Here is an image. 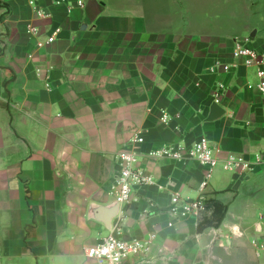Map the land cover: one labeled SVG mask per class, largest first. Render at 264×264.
<instances>
[{
    "label": "crops",
    "instance_id": "0c3cea01",
    "mask_svg": "<svg viewBox=\"0 0 264 264\" xmlns=\"http://www.w3.org/2000/svg\"><path fill=\"white\" fill-rule=\"evenodd\" d=\"M55 1L35 0L47 12L38 18L30 0H0L1 264H96L85 248L116 225L126 239L157 233L148 256L123 264H227L221 249L232 257L228 264H264L251 244L264 239V215L225 222L236 202L231 187L244 176L147 156L201 136L221 158L264 156V96L255 69L232 56L234 39L264 50V37L223 29L215 8L229 0ZM29 22L37 35L26 32ZM216 60L230 69L210 71ZM217 89L223 114L209 121ZM162 110L171 124L161 123ZM138 131V165L154 183L135 188L123 218L117 211L107 227L116 155ZM250 174L264 175V164ZM173 193L227 204L221 225L198 233L196 217L173 220ZM243 237L250 256L231 255L243 249Z\"/></svg>",
    "mask_w": 264,
    "mask_h": 264
},
{
    "label": "built area",
    "instance_id": "2783aa9c",
    "mask_svg": "<svg viewBox=\"0 0 264 264\" xmlns=\"http://www.w3.org/2000/svg\"><path fill=\"white\" fill-rule=\"evenodd\" d=\"M66 1L56 0L55 3L61 4ZM30 4L34 6L38 18L47 16V12L38 8L35 0H30ZM83 5V0L76 1V6L82 7ZM26 32L34 36L38 34L39 29L35 24L29 22L26 26ZM56 35L57 31L55 30L49 35L47 42H52ZM39 45L41 44L39 43ZM232 56L235 59L241 60L245 66L255 69L257 79L256 90L259 95L264 96V50L254 48L251 45L250 38H236L233 40ZM219 68L228 71L230 64L216 60L210 67V71L214 72ZM220 99V89H217L212 94V100L214 103H218ZM159 119L164 125H169L172 122V117L165 110L161 111ZM143 142L142 132L138 131L130 137V147L120 151L116 155L119 162V170L114 177L109 192L114 196L115 202L118 203V218H123V207L132 200V193L135 188L154 183L152 176L147 174L138 165L139 154L135 148ZM220 151L216 144L212 143L208 138L201 136L189 146L180 142L162 144L157 148L149 150L147 156L153 159H169L174 161L192 160L207 167L210 171L216 165L221 164L224 170L242 176L252 173L258 165L264 164V156L256 155L254 158H247L244 155L227 152L225 157L221 158ZM206 185V180L200 183L199 188L202 192ZM205 211V197L203 195L193 199L185 198L179 193H173L170 196L167 212L173 220H180L190 216L198 219ZM173 224V221H169L167 226L172 227ZM156 240V232H149L139 238H122L120 236L119 225H116L99 243L85 248V255L88 258L94 259L96 264H123L124 260L128 258L148 256ZM251 244L257 256H264V239L253 238Z\"/></svg>",
    "mask_w": 264,
    "mask_h": 264
},
{
    "label": "rangeland",
    "instance_id": "374dc122",
    "mask_svg": "<svg viewBox=\"0 0 264 264\" xmlns=\"http://www.w3.org/2000/svg\"><path fill=\"white\" fill-rule=\"evenodd\" d=\"M217 8L220 25L224 26L223 29H227L229 33L234 36H245L257 30L264 37V0H229L228 8L221 4L215 9ZM215 24L220 26L217 21ZM214 169L222 170L221 164L216 165ZM231 188L230 196L236 197V202L230 206L225 222H240V218L247 220V218H255L258 214L264 215V175L248 174L238 177ZM223 226L224 224L221 228L224 230ZM203 238L207 241L206 236ZM241 240L244 245V247L241 246L243 249L230 252L231 255L240 258L250 256L248 238L243 237ZM219 253L228 264L232 257H228V253L222 249Z\"/></svg>",
    "mask_w": 264,
    "mask_h": 264
},
{
    "label": "trees",
    "instance_id": "16d2710c",
    "mask_svg": "<svg viewBox=\"0 0 264 264\" xmlns=\"http://www.w3.org/2000/svg\"><path fill=\"white\" fill-rule=\"evenodd\" d=\"M206 211L197 220L196 231L201 233L207 228H218L227 212L228 205L218 199L205 198Z\"/></svg>",
    "mask_w": 264,
    "mask_h": 264
},
{
    "label": "water",
    "instance_id": "95a60500",
    "mask_svg": "<svg viewBox=\"0 0 264 264\" xmlns=\"http://www.w3.org/2000/svg\"><path fill=\"white\" fill-rule=\"evenodd\" d=\"M255 35V31H253L251 33V37H254ZM223 114V110L222 108L217 104V103H213L211 106H210V113H209V116L207 118V120L211 121V120H214V119H217L218 117H220L221 115ZM96 209V208H95ZM100 209H96V211H98ZM108 211V210H107ZM117 211H118V203L115 202V205L113 206L112 209H110L108 211V215L105 219L102 220V222H104V224L107 225V227H110V224H109V221L116 216L117 214Z\"/></svg>",
    "mask_w": 264,
    "mask_h": 264
}]
</instances>
